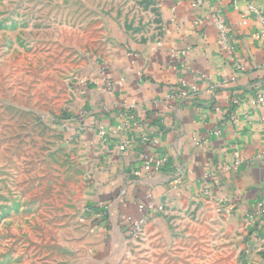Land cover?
<instances>
[{"label": "crops", "instance_id": "obj_1", "mask_svg": "<svg viewBox=\"0 0 264 264\" xmlns=\"http://www.w3.org/2000/svg\"><path fill=\"white\" fill-rule=\"evenodd\" d=\"M151 1L149 32L124 29L103 61L106 107L96 110L90 96L86 108L94 112L83 125H71L92 167L91 202L111 206L96 230L104 239L103 262L115 264L126 254L128 224L118 218H135L136 203H147L148 192L165 212L153 213L144 230L187 227L197 209L202 218L245 228L247 247L256 236L264 245V215L253 214L264 200V109L251 107L264 79V0H254L258 15L246 0H209L202 8L189 0ZM217 12L229 50L215 26ZM120 80L109 93L108 85ZM99 128L119 131L104 140ZM126 139L131 144L120 151ZM147 153L164 160L159 173L142 170Z\"/></svg>", "mask_w": 264, "mask_h": 264}, {"label": "rangeland", "instance_id": "obj_2", "mask_svg": "<svg viewBox=\"0 0 264 264\" xmlns=\"http://www.w3.org/2000/svg\"><path fill=\"white\" fill-rule=\"evenodd\" d=\"M152 3L0 0V264H107L103 236L79 224L94 175L71 125L90 96L105 106L103 61L124 29L149 32ZM192 213L148 227L115 264H264L259 237L247 247L245 228Z\"/></svg>", "mask_w": 264, "mask_h": 264}, {"label": "built area", "instance_id": "obj_3", "mask_svg": "<svg viewBox=\"0 0 264 264\" xmlns=\"http://www.w3.org/2000/svg\"><path fill=\"white\" fill-rule=\"evenodd\" d=\"M189 2L196 8H202L204 7L209 0H189ZM246 2L249 4V10L251 12H254L255 14H259V11L254 7V0H246ZM215 26L217 27L219 31V37L221 44L223 46L224 50H229L227 46V30L225 26L222 23V16L219 12L215 14ZM106 67L102 65L101 67V72L104 73L106 72ZM123 84V80H120L117 84H109L107 87V91L109 93H112L113 90L121 86ZM186 92H182L180 94L181 97H186ZM251 107L253 111H259L264 109V79L262 80L258 93L256 96L253 98L251 101ZM262 123L264 125V119L262 120ZM119 129H114L110 131H106L103 128H99L98 130V135L104 138V140L107 139L108 135H117ZM121 131V130H120ZM131 144V141L126 139L124 140L120 146L119 150L124 151L129 145ZM156 144V141H152V145L154 146ZM264 156V153L262 154ZM164 166V160L157 158L155 155L151 153L144 154L142 157V170L144 171H152L153 173H159L161 169ZM138 173H135L137 175ZM263 183H264V176H263ZM145 198L147 203H141L137 202L136 203V211H137V216L135 218H126L124 215L120 216L118 219L121 222H126L128 224L127 227V233L129 239H138L141 234L144 231L145 226L149 222V219L153 213H159L163 214L165 212V207L163 204H158L155 205L153 204L152 201V194L148 192L145 194ZM110 203L108 201H102L100 203H95V204H90L84 206L81 216L79 217V224L87 226L89 229V232L91 234H94L99 226V223L102 221H106L109 218L110 215ZM253 214L255 216L259 215H264V200L257 202L254 205L253 208Z\"/></svg>", "mask_w": 264, "mask_h": 264}]
</instances>
